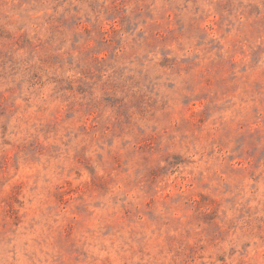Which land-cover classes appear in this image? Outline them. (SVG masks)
Wrapping results in <instances>:
<instances>
[{"label": "rangeland", "instance_id": "obj_1", "mask_svg": "<svg viewBox=\"0 0 264 264\" xmlns=\"http://www.w3.org/2000/svg\"><path fill=\"white\" fill-rule=\"evenodd\" d=\"M0 264H264V0H0Z\"/></svg>", "mask_w": 264, "mask_h": 264}]
</instances>
